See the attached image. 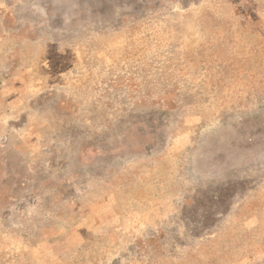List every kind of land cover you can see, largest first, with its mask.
Masks as SVG:
<instances>
[{
    "label": "rangeland",
    "instance_id": "1",
    "mask_svg": "<svg viewBox=\"0 0 264 264\" xmlns=\"http://www.w3.org/2000/svg\"><path fill=\"white\" fill-rule=\"evenodd\" d=\"M0 264H264V0H0Z\"/></svg>",
    "mask_w": 264,
    "mask_h": 264
}]
</instances>
